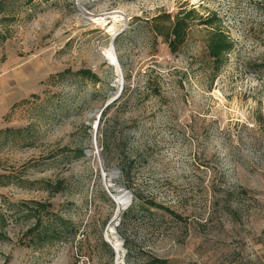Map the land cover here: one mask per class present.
<instances>
[{"label": "rangeland", "instance_id": "1", "mask_svg": "<svg viewBox=\"0 0 264 264\" xmlns=\"http://www.w3.org/2000/svg\"><path fill=\"white\" fill-rule=\"evenodd\" d=\"M181 9L195 17L171 54L153 29ZM211 17V29L200 24ZM213 29L233 45L215 71ZM135 193L157 206L126 214ZM32 201L70 220L75 239L28 247ZM0 211L9 237L0 264L258 262L264 0H9L0 14Z\"/></svg>", "mask_w": 264, "mask_h": 264}, {"label": "trees", "instance_id": "2", "mask_svg": "<svg viewBox=\"0 0 264 264\" xmlns=\"http://www.w3.org/2000/svg\"><path fill=\"white\" fill-rule=\"evenodd\" d=\"M0 10L2 12V7H0ZM164 17L166 18V21L170 23V25L167 27L155 25L153 30L157 36L162 38L164 43L167 45L169 52L171 54H175L185 42L187 31L195 17V11L193 9H181L173 16L165 14ZM200 24L211 29L216 24V18L211 17L205 19L200 21ZM206 46L208 56L212 60V64L215 65L216 69H213V71H215L220 65L223 64L233 45L224 32L219 29H213L207 35ZM76 74L81 78L89 80L93 83L98 81L97 75L91 73L90 70L80 69L76 72ZM100 119L101 117L99 116L98 122ZM125 175H127V167H122V176ZM49 188L50 189H48V191L51 192V194L62 190L61 183L49 185ZM51 190L54 191L52 192ZM133 197V202L125 211L126 214L131 213L134 210L149 211V208H155L157 206L152 202L144 200L143 197L137 193H135ZM30 204L32 206L28 207L29 209L26 214H28V217L33 218V223L27 228L25 232V236L29 238L28 247L40 248L44 245H51L57 242H65L75 239L77 229H75L73 223L62 216L53 213L51 211L50 203L32 201ZM40 211L43 212L44 216L46 217V221H42L40 218ZM7 226L8 220L6 215L0 211V243L9 240L6 232ZM102 244L108 250L109 256L113 258L114 253L108 244L104 241ZM128 252H130V250H128ZM142 264L169 263L165 259L151 257L148 260H144Z\"/></svg>", "mask_w": 264, "mask_h": 264}, {"label": "crops", "instance_id": "3", "mask_svg": "<svg viewBox=\"0 0 264 264\" xmlns=\"http://www.w3.org/2000/svg\"><path fill=\"white\" fill-rule=\"evenodd\" d=\"M8 1L9 0H0V7H2L3 5L7 4ZM0 14H1V10H0ZM250 264H264V255L259 257L258 262L257 261H254L253 263H250Z\"/></svg>", "mask_w": 264, "mask_h": 264}, {"label": "water", "instance_id": "4", "mask_svg": "<svg viewBox=\"0 0 264 264\" xmlns=\"http://www.w3.org/2000/svg\"><path fill=\"white\" fill-rule=\"evenodd\" d=\"M115 203L117 205V210H116V215H115V218H116L118 216V214H119V204H120V200L118 199V201L117 202L115 201ZM114 251L116 252L115 249H114Z\"/></svg>", "mask_w": 264, "mask_h": 264}, {"label": "bare ground", "instance_id": "5", "mask_svg": "<svg viewBox=\"0 0 264 264\" xmlns=\"http://www.w3.org/2000/svg\"><path fill=\"white\" fill-rule=\"evenodd\" d=\"M107 57L111 62H115L113 56L110 53H108Z\"/></svg>", "mask_w": 264, "mask_h": 264}]
</instances>
